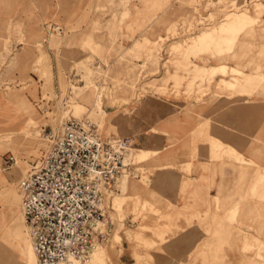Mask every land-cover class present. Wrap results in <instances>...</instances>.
<instances>
[{
    "label": "rangeland",
    "instance_id": "1",
    "mask_svg": "<svg viewBox=\"0 0 264 264\" xmlns=\"http://www.w3.org/2000/svg\"><path fill=\"white\" fill-rule=\"evenodd\" d=\"M203 95L228 104L236 95L264 98V0H0V172L13 178L12 166L7 170L1 163L6 152L26 162L19 180L7 177L0 184L3 228L11 217L22 216L19 182L46 149L43 129L88 117L105 136L120 137L118 129L139 112L134 97L186 113ZM162 148H151L157 154L134 151L146 160L133 157L139 178L128 179L127 191L107 195L111 234L81 264H113L110 255L123 264L117 256L125 244L134 250L136 264H161L162 255L183 251L179 246L186 239L177 236L172 199L184 192L189 168L176 159L161 161L171 149ZM220 158L228 165L241 162ZM166 169L181 173L180 191L158 181ZM262 182V191L254 194L259 200ZM225 195L233 199L235 192ZM215 204V214L224 216L220 224L218 215L210 219L209 248L202 245L198 254L196 245L184 264H198L199 258L200 264H264V242L240 229L245 224L222 201ZM204 220L199 219L201 227ZM263 220L252 223L261 226Z\"/></svg>",
    "mask_w": 264,
    "mask_h": 264
},
{
    "label": "crops",
    "instance_id": "2",
    "mask_svg": "<svg viewBox=\"0 0 264 264\" xmlns=\"http://www.w3.org/2000/svg\"><path fill=\"white\" fill-rule=\"evenodd\" d=\"M123 34L127 33L123 32ZM133 46V48L136 47L135 41ZM129 48L132 47L125 49ZM119 55H117L118 58ZM211 56V53H208L205 59L209 61ZM203 97V100H193L190 104L191 108L186 113L165 105L142 104L139 102L144 100L145 96L134 97L132 103H138L135 107L139 109V112L130 114V122L125 121L124 127L118 129L120 137L134 138L131 146L134 147V151L147 149L157 154L158 151L151 148L159 147L161 144L163 150L171 148L161 155V161L176 159L177 164H185L189 168L184 192H179L172 199V203L176 206V211L172 216L179 227L176 233L177 236L186 239V245L180 244L179 248L183 251L178 256L170 258L162 255L161 264H184L186 254L194 251L196 245L198 254L203 248L202 245H204L203 250L209 248L205 245L208 246L210 243L208 240L211 232L210 219L218 215L216 217L219 218L220 224V217L224 216V212L215 214L214 204L219 201H222L226 210L232 212L233 215L236 214V218L245 224L241 228L236 226L237 228L247 231L264 242V225L259 226V224L252 223L253 219L259 217L264 219V199L259 200L254 196L262 191L260 186L264 180L260 178L264 173V98L238 99L236 95L234 103L228 104L227 100L210 101L209 97L205 95ZM106 109H115V107L106 106ZM169 140L177 142L172 146ZM10 155L15 158L11 152L2 155L1 163L7 170L13 163L5 164L6 158ZM220 155L241 162L228 165V162L220 158ZM135 157L138 162L146 161L145 159L138 160L139 157L136 154ZM38 161H33L32 166ZM129 169L130 172L125 178L124 186L121 185L122 179H119L114 191H127L130 188L128 179L139 178L140 171L135 163L131 164ZM180 177L179 171L173 173L166 169L163 175L159 176L158 181L169 187L177 186V191H180V187L184 184L180 181ZM232 191L235 192L233 199L230 195H225ZM263 195L264 192L260 196ZM11 213L9 212L10 216H12ZM199 219H205L202 227ZM0 220L3 227L2 216ZM17 221L11 217L9 225L3 229L7 232L11 229V224ZM251 224H253L252 227ZM221 232L227 234L226 229ZM26 238L29 240L25 226L24 229L18 228V231L12 234V244L19 253L18 256L11 250L15 259H24V254L19 252L18 248L23 246ZM124 240L130 242L126 235H124ZM110 252L112 251H109V255ZM204 252L209 257V253ZM121 254L117 256L120 262L136 264L134 250L131 253L127 244L123 246ZM7 259L8 255L2 252V264H5ZM110 260L115 264L111 255ZM200 261L199 258L198 264Z\"/></svg>",
    "mask_w": 264,
    "mask_h": 264
},
{
    "label": "built area",
    "instance_id": "3",
    "mask_svg": "<svg viewBox=\"0 0 264 264\" xmlns=\"http://www.w3.org/2000/svg\"><path fill=\"white\" fill-rule=\"evenodd\" d=\"M19 182L21 209L38 264L85 262L110 236L107 195L122 175L132 138L104 140L88 117H69ZM8 156L5 164L13 162Z\"/></svg>",
    "mask_w": 264,
    "mask_h": 264
},
{
    "label": "bare ground",
    "instance_id": "4",
    "mask_svg": "<svg viewBox=\"0 0 264 264\" xmlns=\"http://www.w3.org/2000/svg\"><path fill=\"white\" fill-rule=\"evenodd\" d=\"M248 77L249 76H247V78H246L247 81L250 80V78H248ZM224 83H225V81H224ZM230 84H232V83H230ZM100 94H101L100 91H98L97 97H96V100H95V106H97L98 108H100V104H101ZM63 123H61V125L59 127L57 126V128L55 130L51 129L52 132L56 133L57 131H59L61 129ZM99 132H100V134L102 136V139H104V140H112L113 139V138L105 136L100 130H99ZM44 138H45L46 144H47L46 145V149H45V151H46L47 148H48L49 141H48V138L46 137V134H45ZM117 138H121V137H117ZM130 138H132V141L134 140L133 137H130ZM39 146H42V143H39ZM34 149H35V147H34ZM44 152H43V154H44ZM141 153H145L144 150H141ZM43 154L41 155V157L43 156ZM133 157L136 159L135 154H134V147H131L130 150L128 151V154H127V157L125 159V162H129V164H133L134 163ZM39 162H40V159L34 165L38 166ZM25 163L26 162L23 161L19 156L14 158L13 163H12L13 165L11 164L12 165L13 178L11 176H9V175H4V174H2L0 172V184L1 183L6 184L8 178L10 179L11 182H13L14 180H19L21 171L24 169V167H26ZM33 166L31 167V169L33 168ZM127 177H128V175H122L121 177H119V179H123V178H127ZM10 185H11V183H10ZM21 213H22V209H21ZM24 226H25V230H26V233L28 235V238H29L30 242L26 238L25 241H24L25 243L23 244V246L18 248L19 252H22L24 254V259H15L14 256H13L14 253L11 251L12 249L10 248L9 245L12 244V234L15 233L16 231H18V228H21V230L24 229ZM108 239H109V237L107 238V240ZM105 242L100 243V244H104ZM2 252H5L8 255V259L5 262V264H38L36 254H35V252L33 250V244H32L31 238L29 237V234H28V231H27V226H26V222H25V218L23 216V213H22L21 218H19V221L15 222V223H12L11 224V229H9L7 232L3 229L2 224H1V220H0V264H2V262H1V254H2ZM35 258H36V260H35ZM70 264H81V263L78 260H72Z\"/></svg>",
    "mask_w": 264,
    "mask_h": 264
}]
</instances>
